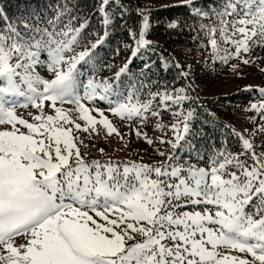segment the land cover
<instances>
[{
  "label": "snow or ice",
  "instance_id": "snow-or-ice-1",
  "mask_svg": "<svg viewBox=\"0 0 264 264\" xmlns=\"http://www.w3.org/2000/svg\"><path fill=\"white\" fill-rule=\"evenodd\" d=\"M23 2L0 4V264H264V86L238 130L150 39L163 24L212 70L264 73V0H179L163 22L143 0ZM116 33L118 67L100 55ZM117 123L147 161L92 155L132 142Z\"/></svg>",
  "mask_w": 264,
  "mask_h": 264
},
{
  "label": "trees",
  "instance_id": "trees-1",
  "mask_svg": "<svg viewBox=\"0 0 264 264\" xmlns=\"http://www.w3.org/2000/svg\"><path fill=\"white\" fill-rule=\"evenodd\" d=\"M18 2L19 7L22 9L24 7L23 0H0V4L9 6L12 11H16ZM95 2L96 0H79L81 7L86 12L90 11L94 7ZM143 5L151 8L153 10L152 16L162 22L172 18H183L186 12V9L182 5L178 7H167L170 5H179V0H143ZM96 23L97 21L93 19V24L96 25ZM150 39L157 42L166 54H172L177 60L181 62L182 65L184 63L193 65L195 75L194 78L197 81L205 84V86L208 85L209 89L219 88L216 90V92L209 93V95L203 94L197 89L196 90L203 99L204 106L211 109L212 111H215L217 115L226 123L233 125L229 119V116L236 103V100H245L247 98L256 99L258 97V86L257 90L252 93L239 89L241 84L245 82L244 79L248 78L247 74H244L242 77L232 79L235 80L234 92H232L231 89L230 91H224L223 87L217 86V83L220 81L222 76L230 75V70L225 71V66L223 65L217 66L215 70H212V66L210 64H204L202 62L204 60L202 51L189 40V35L187 32L179 33L176 31L166 30L163 24H161L155 27L154 33ZM119 41H123V43H129L127 39V33H123V35L120 33L114 34L110 38L109 43L100 50V55L105 56L107 62L115 63L117 67L124 61L126 57L130 55L129 52L124 51L123 48H121L118 55L113 56L109 49L115 48ZM140 60L141 57H137L131 64L133 72L137 71L138 67L140 66ZM247 71H250V69L248 68ZM102 75H111V73L104 72ZM161 75H163V73H161ZM188 83H190V81H188ZM209 101H212V103H209ZM217 136H219V133H217Z\"/></svg>",
  "mask_w": 264,
  "mask_h": 264
},
{
  "label": "rangeland",
  "instance_id": "rangeland-1",
  "mask_svg": "<svg viewBox=\"0 0 264 264\" xmlns=\"http://www.w3.org/2000/svg\"><path fill=\"white\" fill-rule=\"evenodd\" d=\"M189 53V52H188ZM248 68L250 71H247ZM245 69V74H247L248 78L244 79L245 82L241 84L239 89L244 90L245 85H254V86H264V73H261L259 71V68L256 66L248 67ZM221 77V76H220ZM238 76H236L234 73L230 71V75L222 76L220 81L217 83V86L223 87L224 91H235V79ZM242 77V76H241ZM194 83L193 86L196 87L200 92L209 94L211 92H216L217 89L211 88L209 89L208 85L205 86V84L200 83L195 78H193ZM208 84V83H207ZM256 99H250L247 98L245 100H236V103L230 113L229 119L232 122V124L239 130L247 128L251 130L253 125L248 120L249 116L255 115V113L248 111V105L250 102H255ZM20 111H24L21 109ZM258 119V118H257ZM117 127L120 128L121 132L127 134L125 136V139L132 141L128 144V147H124V141L120 140L115 135L108 137L107 140L104 139L103 134H101L99 137H94L91 140V145H95V147H90V151L94 157H98L99 153L96 151L98 148H104L105 152L108 155H111L113 158H128V159H134L138 158L136 156V151L138 150L141 155L144 156L145 161L149 158V153L151 152V149L149 146H147L143 141L136 140L134 137V133H130L127 126L117 123ZM149 135L153 134V128L149 127L145 129ZM158 134V133H157ZM259 142V141H257ZM148 149V152H145L144 149Z\"/></svg>",
  "mask_w": 264,
  "mask_h": 264
}]
</instances>
